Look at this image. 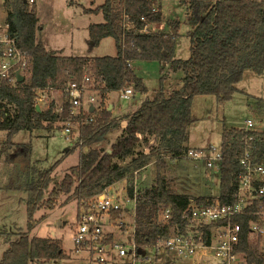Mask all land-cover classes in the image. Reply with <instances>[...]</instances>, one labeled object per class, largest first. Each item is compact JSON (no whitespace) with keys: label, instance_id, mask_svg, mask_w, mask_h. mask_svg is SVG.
Listing matches in <instances>:
<instances>
[{"label":"trees","instance_id":"obj_1","mask_svg":"<svg viewBox=\"0 0 264 264\" xmlns=\"http://www.w3.org/2000/svg\"><path fill=\"white\" fill-rule=\"evenodd\" d=\"M95 1L91 0L92 3ZM166 1L101 0L95 9H84V14H102L104 19L102 23L89 26L93 46L112 38L117 49L116 56L90 58L63 56L61 51L47 50L40 38L42 29L36 7L29 0H4L9 33L31 54L32 64L24 82L16 86L0 83V131L7 133V142L0 144V154L6 158L15 156L19 179L13 178V170L8 186L28 193L29 214L28 231L18 233L15 241L9 240L0 264H57L67 259L59 240L30 237V232L46 218L45 213L39 221L35 220L36 211H53L62 196H66L67 201L76 200L80 207L124 179L131 181L136 171L155 161L186 158L191 150L188 146L190 129L199 121L192 111L194 98L215 96L221 102L228 101L240 92L237 85L244 80L247 71L258 75L264 73V1L173 0L187 8V23L191 27V56L184 61L173 57L181 22L165 18L163 3ZM68 5L76 6L77 2L68 0ZM161 24L165 25L164 30L145 31L149 25ZM139 60L169 64L171 72L183 73V85L170 96L161 92L153 99L144 100L130 115L114 117L113 111L105 105L111 93H122L131 86L137 92H148L130 65ZM86 72L95 84L92 89L99 93L102 109L94 108L93 112L77 117L79 139L66 154L74 153L77 147L86 148L87 152L80 154L78 165L71 167L43 200L54 169L37 171L30 162L31 144H16L12 137L22 131L32 133L44 129L52 133L58 129L57 123H65L71 107L67 87L73 82L80 83ZM56 90L63 91L68 98L62 111H57L54 103L46 111L38 110L39 95ZM122 124L121 134L110 149L96 147L109 131ZM254 135L260 136L255 152L264 158L262 134ZM244 137L242 129L224 132L221 193L219 197L194 201L204 204L219 198L228 203L234 199L236 182L233 174L240 169ZM35 175L38 179L34 180ZM144 190L138 196L139 243L151 242L168 233L167 226L151 224L153 212L160 203L171 206V224L186 223L183 215L192 199L176 192L165 176L158 174L154 186ZM129 194H133L132 189ZM260 205L264 206V199L251 210L258 211ZM256 219L249 215L235 217L234 222L243 230L238 249L245 254L249 264H264L259 245L249 238L250 222Z\"/></svg>","mask_w":264,"mask_h":264},{"label":"rangeland","instance_id":"obj_2","mask_svg":"<svg viewBox=\"0 0 264 264\" xmlns=\"http://www.w3.org/2000/svg\"><path fill=\"white\" fill-rule=\"evenodd\" d=\"M264 1V0H259ZM76 6H69L68 0H34L31 5L36 7L39 24L41 27L40 38L49 51L64 50L66 54L74 56H89L100 58L116 56L117 49L112 38L101 41L98 46H93L90 41L89 26L104 21L102 14H84V9H95L101 0L94 3L91 0H75ZM163 14L168 20L181 22L178 31L177 44L173 57L178 60H188L191 56L192 44L190 39L191 27L187 23V8L178 1L168 0L163 3ZM7 8L4 0H0V24L7 23ZM71 51V52H69ZM133 70L138 78L142 79L148 90L147 94L137 92L130 100H124L121 93H111L105 105L113 103L114 114L127 116L140 107L143 99H153L161 92L170 96L181 88L183 73L171 72L169 64L163 66L158 61H135ZM132 85V84H131ZM236 93L230 100L221 102L215 96H198L192 103V111L197 121L190 129L188 146L191 149H210L215 147L221 150L223 134L232 129L246 128V122H254L253 131L261 132L264 140V75H258L253 71L245 73L244 80L239 83ZM93 87V86H91ZM88 92L90 97L96 99L95 106L100 111L102 108L99 93L96 90ZM45 97L39 98L38 107L46 111L52 103L57 111H62L67 103L66 94L56 90L43 93ZM87 100L84 102L86 104ZM84 110V109H83ZM69 117L65 123H57L55 130L49 133L47 130L31 132L22 131L12 137L16 144H31V166L37 171L53 170L49 188L44 190V198L47 199L53 186L60 182L66 172L78 165L80 154L84 151L77 147L74 153L66 154L79 139L80 124L76 120L83 114L81 109L70 107ZM127 114V115H126ZM118 118V117H117ZM70 127L69 136L64 135V130ZM123 124L109 131L96 147L110 149L111 145L121 134ZM7 142V133L0 131V144ZM148 151V150H147ZM14 154L8 158L0 154V262L4 252L9 247V240H17L18 233L28 231V193L24 190L9 189L10 175L18 180V167L14 164ZM56 163L58 166L53 168ZM158 174L170 180L176 192L188 195L192 201L199 198L219 197L221 193V174L218 171L206 167L200 160H191L188 157L182 160L166 159L158 163L153 162L142 169L138 175L140 190L147 189L157 181ZM23 177V176H22ZM26 177L22 179L25 185ZM134 178V176H133ZM38 175L34 176V180ZM25 180V181H24ZM30 180V179H29ZM38 180H36L37 183ZM20 182V181H19ZM122 182L115 188H123ZM42 201V200H41ZM76 200L67 201L66 196L59 199V205L53 211L43 209L34 213V219L38 220L46 213V218L30 232V237L53 238L62 243L67 259L57 264H91L86 254L75 253L73 238L78 227V211L80 210ZM133 211V204L129 205ZM264 252V244H263ZM175 264H194L193 259H176Z\"/></svg>","mask_w":264,"mask_h":264},{"label":"built area","instance_id":"obj_3","mask_svg":"<svg viewBox=\"0 0 264 264\" xmlns=\"http://www.w3.org/2000/svg\"><path fill=\"white\" fill-rule=\"evenodd\" d=\"M162 25H149L145 31L163 30ZM31 64V54L21 46L18 38L10 35L7 23L0 24V83L16 86L19 75L28 79ZM94 85L88 72L80 83H70L66 93L71 106L78 107L83 113L90 112L96 99L88 92ZM134 93L131 86L121 93V97L130 100ZM39 97L45 96L41 93ZM253 127L254 122L248 120L246 128L242 129L244 148L239 159L240 169L233 174L236 193L232 201L223 203L218 198L201 204L193 200L184 212V225L171 224V206L160 203L153 212L151 224L167 226L168 233L151 242L139 243L138 196L145 190H140L144 186L139 185L140 171H136L131 181H122L123 188L111 186L93 201L79 207L78 227L73 238L75 253L86 254L91 264H175L176 259L182 258L193 259L194 264H249L245 254L238 249L243 230L234 219L245 215L257 218L250 222L249 238L257 245L264 241V206L260 205L258 211L251 210L264 199V158L255 152L260 136L254 135L261 132L253 131ZM71 132L67 127L63 133L69 136ZM187 157L195 161L201 159L206 167L221 171L223 154L215 147L191 149ZM130 204H133V211L129 209Z\"/></svg>","mask_w":264,"mask_h":264},{"label":"crops","instance_id":"obj_4","mask_svg":"<svg viewBox=\"0 0 264 264\" xmlns=\"http://www.w3.org/2000/svg\"><path fill=\"white\" fill-rule=\"evenodd\" d=\"M7 18V17H6ZM162 27H163V30L165 29V25L163 24L162 25ZM42 43H43V41H42ZM44 44V43H43ZM45 46V45H44ZM45 48H46V46H45ZM47 49V48H46ZM48 50V49H47ZM56 51H61L62 52V55L63 56H74L73 54H66L65 53V51L64 50H56ZM69 52H71V51H69ZM72 53V52H71ZM76 56H78V55H76ZM78 57H89L88 55L87 56H78ZM135 62V61H134ZM133 62V63H134ZM133 63L131 62L130 63V65H132L131 67L133 68ZM163 66H166V64H163ZM264 75V73L261 75V76H263ZM111 95V94H110ZM143 101H144V99H143ZM142 101V102H143ZM142 104V103H141ZM141 106V105H140ZM95 108H96V106H94ZM109 108H112L111 109V111H113V116L114 117H121L122 115H115L114 114V111H115V106H114V104L113 103H110V105H109ZM140 108V107H139ZM139 108H137L136 110H134V111H132L131 113H129V114H132V113H134L135 111H137ZM127 115V114H126ZM126 121H124L123 122V124L125 123ZM125 125V124H124ZM87 150V149H86ZM195 150H200V149H195ZM201 150H204V149H201ZM263 244H264V241H262L260 244H259V248H260V253L262 254V257L264 258V252H263Z\"/></svg>","mask_w":264,"mask_h":264},{"label":"water","instance_id":"obj_5","mask_svg":"<svg viewBox=\"0 0 264 264\" xmlns=\"http://www.w3.org/2000/svg\"><path fill=\"white\" fill-rule=\"evenodd\" d=\"M18 81H19V83L24 82V77L19 75V76H18ZM94 108H95V107H92L90 111L93 112V111H94ZM37 109L40 110L39 107H37ZM111 109H112V108H109L110 111H111Z\"/></svg>","mask_w":264,"mask_h":264}]
</instances>
